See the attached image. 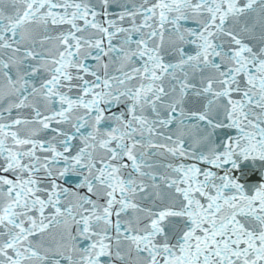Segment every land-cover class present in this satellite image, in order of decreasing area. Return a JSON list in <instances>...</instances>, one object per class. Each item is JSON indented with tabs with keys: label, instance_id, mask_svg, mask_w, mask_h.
<instances>
[{
	"label": "snow or ice",
	"instance_id": "6c2138e0",
	"mask_svg": "<svg viewBox=\"0 0 264 264\" xmlns=\"http://www.w3.org/2000/svg\"><path fill=\"white\" fill-rule=\"evenodd\" d=\"M0 264H264V0H0Z\"/></svg>",
	"mask_w": 264,
	"mask_h": 264
}]
</instances>
